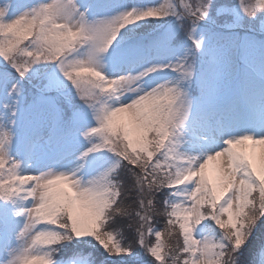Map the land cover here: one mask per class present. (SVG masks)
I'll use <instances>...</instances> for the list:
<instances>
[{"label":"snow or ice","instance_id":"snow-or-ice-1","mask_svg":"<svg viewBox=\"0 0 264 264\" xmlns=\"http://www.w3.org/2000/svg\"><path fill=\"white\" fill-rule=\"evenodd\" d=\"M0 264H264V0H0Z\"/></svg>","mask_w":264,"mask_h":264}]
</instances>
